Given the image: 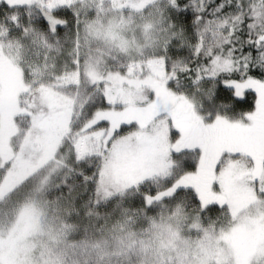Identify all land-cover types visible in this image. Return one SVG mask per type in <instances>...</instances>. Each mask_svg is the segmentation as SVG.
<instances>
[{"label": "snow or ice", "instance_id": "1", "mask_svg": "<svg viewBox=\"0 0 264 264\" xmlns=\"http://www.w3.org/2000/svg\"><path fill=\"white\" fill-rule=\"evenodd\" d=\"M0 264H264V0H0Z\"/></svg>", "mask_w": 264, "mask_h": 264}]
</instances>
